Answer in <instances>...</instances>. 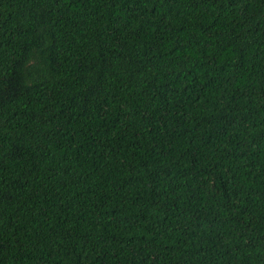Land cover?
I'll return each instance as SVG.
<instances>
[{
	"label": "trees",
	"instance_id": "1",
	"mask_svg": "<svg viewBox=\"0 0 264 264\" xmlns=\"http://www.w3.org/2000/svg\"><path fill=\"white\" fill-rule=\"evenodd\" d=\"M0 264H264V0H0Z\"/></svg>",
	"mask_w": 264,
	"mask_h": 264
}]
</instances>
